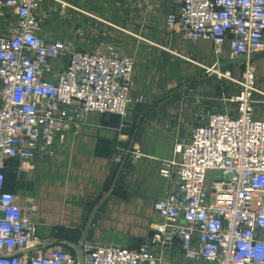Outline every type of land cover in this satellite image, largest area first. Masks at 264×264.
I'll use <instances>...</instances> for the list:
<instances>
[{
	"label": "built area",
	"instance_id": "built-area-1",
	"mask_svg": "<svg viewBox=\"0 0 264 264\" xmlns=\"http://www.w3.org/2000/svg\"><path fill=\"white\" fill-rule=\"evenodd\" d=\"M45 1L0 0V16H17L0 31V264H264V121L253 117L252 61L264 50V0H181L168 17V28L211 39L217 52L228 41L244 68L240 78L218 74L239 86L227 98L236 115L208 112L190 138L178 140V157L159 160L173 188L156 202L152 237L136 248L108 242L85 243L80 255L63 245L32 252L41 239L6 189L8 161L53 156L91 111L124 120L133 111V58L47 40L39 12ZM127 153L146 156L140 148Z\"/></svg>",
	"mask_w": 264,
	"mask_h": 264
},
{
	"label": "crops",
	"instance_id": "crops-1",
	"mask_svg": "<svg viewBox=\"0 0 264 264\" xmlns=\"http://www.w3.org/2000/svg\"><path fill=\"white\" fill-rule=\"evenodd\" d=\"M55 0L40 6L47 40H74L85 48L110 47L134 60L133 111L124 120L91 111L77 134L56 146L53 156L31 161L12 158L6 189L20 215L37 224V249L85 243L136 248L153 235L160 220L155 205L173 188L162 177L160 159L178 157L176 144L190 138L208 112L237 113L227 98L238 89L244 58L233 57L227 41L220 52L211 39L193 40L168 28L181 0ZM16 14L0 16V31ZM256 68L253 117L264 121V50L252 57ZM217 70V71H215ZM125 124V126L123 125ZM146 156L134 160L129 151Z\"/></svg>",
	"mask_w": 264,
	"mask_h": 264
},
{
	"label": "water",
	"instance_id": "water-1",
	"mask_svg": "<svg viewBox=\"0 0 264 264\" xmlns=\"http://www.w3.org/2000/svg\"><path fill=\"white\" fill-rule=\"evenodd\" d=\"M84 240H85V239H83V241L80 242V244L76 247V250H77L76 253L79 254V255L81 254L82 248H83V246H84V243H83Z\"/></svg>",
	"mask_w": 264,
	"mask_h": 264
}]
</instances>
